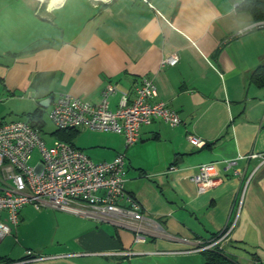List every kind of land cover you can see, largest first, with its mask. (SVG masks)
<instances>
[{
	"label": "crops",
	"instance_id": "crops-1",
	"mask_svg": "<svg viewBox=\"0 0 264 264\" xmlns=\"http://www.w3.org/2000/svg\"><path fill=\"white\" fill-rule=\"evenodd\" d=\"M243 2L0 0V124L27 122L36 111L49 117L59 94L98 104L109 84L116 111L145 77L157 86L153 102L183 122L143 126L129 148L124 135L88 128L71 139L95 162L125 155L126 190L142 205L145 242L110 223L26 206L0 243V264H205L191 250L231 228L226 256L264 264V161L249 158L264 155V88L251 82L264 65V28L238 10ZM174 54L178 65L162 67ZM190 135L206 145L193 146ZM241 156L243 176L225 173V162ZM212 163L223 181L201 193L192 178Z\"/></svg>",
	"mask_w": 264,
	"mask_h": 264
},
{
	"label": "built area",
	"instance_id": "built-area-1",
	"mask_svg": "<svg viewBox=\"0 0 264 264\" xmlns=\"http://www.w3.org/2000/svg\"><path fill=\"white\" fill-rule=\"evenodd\" d=\"M110 1V0H98ZM264 28V20L257 24ZM178 54L162 60V67L176 66ZM116 87L109 84L102 92L101 102L93 104L71 94H59L49 113V120L58 130L88 128L95 132L124 135L126 148L140 141L143 126L160 121L171 127L182 125L178 112L165 102H153L158 96L155 80L145 77L136 87L135 97L123 94L119 108H110ZM189 142L198 148L206 142L193 135ZM39 163L31 166L35 153ZM264 155L252 154L249 158ZM240 158L225 162L224 172L241 177ZM173 167L171 170H175ZM192 181L203 193L222 183L217 164H203ZM126 157L119 154L110 162H95L70 143L57 140L48 146L38 128L26 121L0 124V243L11 236L20 223V212L26 206L37 211L51 208L60 212L92 218L131 230L139 242L146 241L142 205L126 190ZM232 228L210 242H197L193 253L218 250L230 239ZM32 252H28L29 258ZM225 254V253H224ZM226 255V254H225ZM36 258L34 260H39Z\"/></svg>",
	"mask_w": 264,
	"mask_h": 264
},
{
	"label": "trees",
	"instance_id": "trees-1",
	"mask_svg": "<svg viewBox=\"0 0 264 264\" xmlns=\"http://www.w3.org/2000/svg\"><path fill=\"white\" fill-rule=\"evenodd\" d=\"M238 10L241 12L250 13L255 19V21L264 20V0H244V2L239 6ZM251 82L253 85L259 88H264V65L258 67L255 70L252 75ZM45 117L46 116L44 112L36 111L29 116L27 122L32 127L38 128L41 133H43V130L46 125ZM76 130L77 129L62 131L57 129L55 135L57 136L58 140L72 144L71 139ZM66 132H70L71 135L68 137H63ZM203 255L206 260L205 264H238L236 261L226 256L223 252L218 251L216 249L204 252ZM11 263V260H6L4 262V264Z\"/></svg>",
	"mask_w": 264,
	"mask_h": 264
},
{
	"label": "rangeland",
	"instance_id": "rangeland-1",
	"mask_svg": "<svg viewBox=\"0 0 264 264\" xmlns=\"http://www.w3.org/2000/svg\"><path fill=\"white\" fill-rule=\"evenodd\" d=\"M46 125L42 133V137L48 146H52L55 141H57V136L55 133L57 132V128L53 125V123L49 120V117H45ZM39 155L36 152L33 156V159L30 162L31 166H36L39 163Z\"/></svg>",
	"mask_w": 264,
	"mask_h": 264
},
{
	"label": "water",
	"instance_id": "water-1",
	"mask_svg": "<svg viewBox=\"0 0 264 264\" xmlns=\"http://www.w3.org/2000/svg\"><path fill=\"white\" fill-rule=\"evenodd\" d=\"M48 102L51 103V102H52V98L49 99V100H44V101H42V102H41V106H42L43 108H48V107H49Z\"/></svg>",
	"mask_w": 264,
	"mask_h": 264
}]
</instances>
